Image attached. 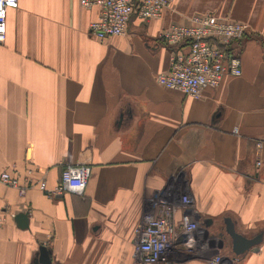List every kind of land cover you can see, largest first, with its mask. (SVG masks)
<instances>
[{
	"label": "crops",
	"instance_id": "1",
	"mask_svg": "<svg viewBox=\"0 0 264 264\" xmlns=\"http://www.w3.org/2000/svg\"><path fill=\"white\" fill-rule=\"evenodd\" d=\"M210 13L247 26L231 43L241 75L197 98L161 87L171 25ZM79 0H18L0 44V264H136L135 228L177 195L198 228L192 252L156 264H264V0H176L158 19L132 17L96 39ZM182 51L184 50L183 47ZM259 163V165L257 164ZM88 165L82 197L50 198L67 166ZM259 243L234 256L224 220Z\"/></svg>",
	"mask_w": 264,
	"mask_h": 264
},
{
	"label": "built area",
	"instance_id": "2",
	"mask_svg": "<svg viewBox=\"0 0 264 264\" xmlns=\"http://www.w3.org/2000/svg\"><path fill=\"white\" fill-rule=\"evenodd\" d=\"M176 0H79L84 9H96L97 16L88 27L89 35L96 39L122 36L134 16L141 22L158 19L163 11L172 7ZM18 0H0V44L6 37V15L9 9H16ZM247 26L206 13L192 16L184 25H171L160 39L174 51L170 56L169 69L157 75V83L167 90L177 91L185 96L197 98L205 87H216L226 75H241L239 55L230 48L231 43L240 40ZM184 50L182 51V48ZM259 165V163H257ZM91 176V167L75 165L65 167L57 184L48 188L45 181L36 187L46 196L74 195L82 197ZM0 182L15 188L20 194L26 186L7 172L0 173ZM190 200L170 194L158 200L159 214H145L137 224L133 255L136 264L166 262L167 257L177 249L192 252L195 239L192 233L197 223L189 215L182 214L176 221L179 208H190ZM222 258L213 257L209 264H219Z\"/></svg>",
	"mask_w": 264,
	"mask_h": 264
},
{
	"label": "water",
	"instance_id": "3",
	"mask_svg": "<svg viewBox=\"0 0 264 264\" xmlns=\"http://www.w3.org/2000/svg\"><path fill=\"white\" fill-rule=\"evenodd\" d=\"M225 223V231L229 235L231 241H232V252L234 256H241L245 254L248 250L252 249L254 246H256L259 243L258 237L253 239H247L240 234H238L232 222L230 219L226 218L224 220ZM34 264H51V260L48 256L47 251L42 248L41 254L39 259Z\"/></svg>",
	"mask_w": 264,
	"mask_h": 264
},
{
	"label": "rangeland",
	"instance_id": "4",
	"mask_svg": "<svg viewBox=\"0 0 264 264\" xmlns=\"http://www.w3.org/2000/svg\"><path fill=\"white\" fill-rule=\"evenodd\" d=\"M177 250H179V249H177ZM174 254V253H173ZM169 257V256H168Z\"/></svg>",
	"mask_w": 264,
	"mask_h": 264
}]
</instances>
